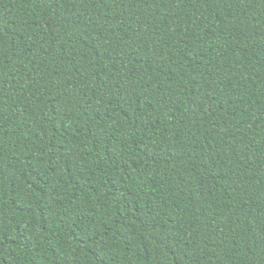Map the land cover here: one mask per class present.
<instances>
[{
	"label": "trees",
	"instance_id": "1",
	"mask_svg": "<svg viewBox=\"0 0 264 264\" xmlns=\"http://www.w3.org/2000/svg\"><path fill=\"white\" fill-rule=\"evenodd\" d=\"M0 264H264V0H0Z\"/></svg>",
	"mask_w": 264,
	"mask_h": 264
}]
</instances>
